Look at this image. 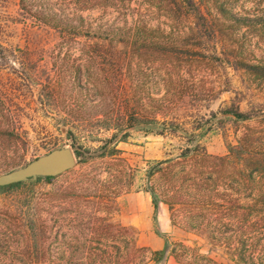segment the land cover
I'll return each mask as SVG.
<instances>
[{"label":"rangeland","instance_id":"obj_1","mask_svg":"<svg viewBox=\"0 0 264 264\" xmlns=\"http://www.w3.org/2000/svg\"><path fill=\"white\" fill-rule=\"evenodd\" d=\"M195 1L223 24L235 66L223 55L190 56L191 18H177L171 0H91L80 10L83 0H0V174L61 146L91 151L62 174L0 194V264H126L130 253L132 264H179L172 249L196 236L172 223L164 202L155 219L150 185L162 195L168 183L146 171L171 158L180 162L177 170L188 167L180 155L198 143L223 155L257 125L221 112L237 105L264 111V0H225L221 9ZM73 13L83 18V35L60 26ZM117 51L123 67L113 73ZM126 104L147 124L107 143L116 129L104 128V114ZM163 120L198 129L160 133L155 122ZM119 122L122 132L137 123ZM106 143L113 154L92 152ZM181 208L177 202V220ZM166 240L170 253L155 263L152 253ZM199 244L206 252L204 240Z\"/></svg>","mask_w":264,"mask_h":264},{"label":"trees","instance_id":"obj_2","mask_svg":"<svg viewBox=\"0 0 264 264\" xmlns=\"http://www.w3.org/2000/svg\"><path fill=\"white\" fill-rule=\"evenodd\" d=\"M78 9L87 7L91 0H83ZM209 1V0H208ZM176 8V17L191 18V26L187 40L191 42L190 56L194 59H223L234 65L231 56L225 51L227 49L226 34L223 24L219 18L205 12L202 5L195 0H171ZM212 3L221 5L225 0H212ZM185 10V14H182ZM49 26H58L60 23L66 31L83 35V18L73 13L59 23L52 22V18L46 19ZM87 35H90L87 31ZM115 38H111L113 40ZM119 37V41H120ZM213 43L209 50L206 45ZM175 46H179L176 42ZM175 47V48H176ZM177 49V48H176ZM219 50H223L221 52ZM209 54H206V52ZM177 53V50H175ZM114 60L112 72L122 69V55L117 52L111 53ZM248 70L257 71L258 66L249 62H242ZM123 107L112 109L104 114V128L106 130L116 129L112 137L106 142L112 143L124 140L129 135L130 129H136L146 125V117L131 109L126 104ZM212 121H220L217 113L211 112ZM221 115L242 122H254L257 126L247 127L246 131L235 138L234 142L227 144V150L223 155H214L208 152L206 146L194 144L187 147L180 157L190 163L187 167L182 166L177 170L180 162L171 158L154 162L149 168L147 176L151 179L160 172L166 178L168 189L162 195L158 194L155 187L150 185L149 191L152 194V204L156 219L160 202L168 204L171 213V220L174 225L181 226L188 232L194 234L192 245L186 246L183 242L172 249L171 253L179 264H264V111L260 108L255 111H242L240 106H232L221 112ZM134 119L135 124H130L127 130H119L120 120ZM127 121H129L127 119ZM160 127V133L164 128L181 131L185 134L195 135L196 126H186L185 122L174 123L173 121H156ZM215 125L211 122L208 129ZM100 146L92 152L102 150V155H111L115 151L114 146L106 151L108 145ZM76 157H81L83 152H91L89 148L82 145L72 146ZM51 179L38 177L37 180H27L0 186V194L7 190L17 189L23 185H34L40 179ZM179 202L181 213L178 220L174 218V207ZM199 239L204 240L207 245L206 252H202ZM42 247V241L34 239L36 252ZM137 251H144L143 247ZM169 243L166 240L160 250L154 251L155 263L167 258ZM134 254L126 257V264H132Z\"/></svg>","mask_w":264,"mask_h":264},{"label":"water","instance_id":"obj_3","mask_svg":"<svg viewBox=\"0 0 264 264\" xmlns=\"http://www.w3.org/2000/svg\"><path fill=\"white\" fill-rule=\"evenodd\" d=\"M76 164L74 151L67 146L54 148L23 166L0 174V186L15 182L35 180L38 177L56 176Z\"/></svg>","mask_w":264,"mask_h":264}]
</instances>
